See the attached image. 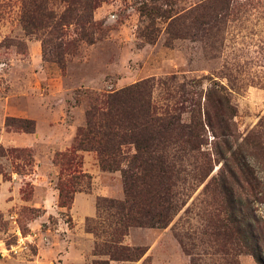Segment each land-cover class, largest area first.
Wrapping results in <instances>:
<instances>
[{"label":"rangeland","instance_id":"1","mask_svg":"<svg viewBox=\"0 0 264 264\" xmlns=\"http://www.w3.org/2000/svg\"><path fill=\"white\" fill-rule=\"evenodd\" d=\"M149 1L102 4L94 12L90 44L79 37L75 24L53 32L68 6L62 0H0V146L5 150L0 156V264H193L175 236L183 227L199 244L194 253L208 254L194 256V264H259L254 256L239 254L235 243L212 236L211 218L224 217V199L204 190L223 162L167 229H130L123 246L140 249L131 253V261H111L107 255L109 228L97 219L98 202L125 199L122 173L103 171L98 154L79 148L77 138L94 105L147 79L155 83L154 104L160 110L177 109L186 121L195 108L193 99L200 100L195 93L204 96L219 86L236 115L245 170L256 178L253 190L242 181L240 193L253 202L249 213L264 221V0H235L236 13L213 52L202 42L171 39L168 21H158L156 41L147 42L143 33L149 20L139 9ZM205 1L175 0L173 8L190 9ZM34 4L43 5L53 19L34 22L28 33ZM60 43L63 59L57 55ZM8 118L33 121L35 133L26 132V123L8 127ZM206 132L205 148L211 150L215 137L208 126ZM60 189L67 202L84 199L63 207ZM83 206H93L95 215L88 217Z\"/></svg>","mask_w":264,"mask_h":264},{"label":"trees","instance_id":"2","mask_svg":"<svg viewBox=\"0 0 264 264\" xmlns=\"http://www.w3.org/2000/svg\"><path fill=\"white\" fill-rule=\"evenodd\" d=\"M62 1L68 6L54 24L53 32L63 33L67 25L75 24L81 30L79 37L94 44L90 33L96 26L94 12L108 0ZM152 1L142 3L139 9L141 18L149 20L148 31L143 33L147 42L156 41L158 21H168L171 39L202 42L212 52L218 51L222 34L228 29L227 20L236 13L234 6L237 5L235 0H207L190 9H178L173 8L177 5L175 0ZM31 13L29 18L33 22H27L28 33H32L34 22L42 21V18L53 19L44 13L43 5L34 4ZM59 45L62 50L57 55L63 59L65 50L62 43ZM218 87H211L204 96L195 93L200 100L191 102L195 108L187 121L182 113L176 114L177 109L160 110L154 104L155 83L151 79L110 94L87 112V126L80 129L77 138L79 148L96 152L103 171H120L123 178L124 200L103 198L98 202L97 219L101 224L107 222L109 228L105 232L108 235L105 246L111 261H131V253L140 249L123 246V239L130 229H167L187 207L201 184L212 176L215 167L223 162L222 171L204 190L224 199V217L215 214L211 218L212 236L226 245L235 243L239 254L247 253L259 264H264V221L249 213L253 202L244 200L240 193L244 190L242 181L253 190L256 178L245 170L246 161L241 159L246 149L238 143L233 121L236 115L230 100ZM12 123H26V132L35 133L33 121L8 118L6 125L13 127ZM206 126L215 137L211 150L205 148L208 147ZM129 148L134 153L127 152ZM2 152L5 150L0 146V156ZM83 176L90 178L87 174ZM60 191L61 206L69 208L74 197L67 202L62 196L64 190ZM87 229L99 238L96 229ZM175 236L184 252L192 257L193 264L194 256L208 255L194 253L199 244L192 242L184 227L178 228ZM202 241L199 238V242ZM96 250L98 252V247Z\"/></svg>","mask_w":264,"mask_h":264},{"label":"crops","instance_id":"3","mask_svg":"<svg viewBox=\"0 0 264 264\" xmlns=\"http://www.w3.org/2000/svg\"><path fill=\"white\" fill-rule=\"evenodd\" d=\"M56 195H57V194H56ZM83 199H84V198H78V197H77V198L75 199V201H74V202H75V205H76V204L78 205V202H79V201H82ZM55 200H56V201L58 200V196H57V197L55 196ZM44 209L47 210L46 207H44ZM82 212L85 213L88 217H91V216H94V215H95V208H94L93 206H91V207H90V206H89V207H88V206H83V208H82Z\"/></svg>","mask_w":264,"mask_h":264}]
</instances>
